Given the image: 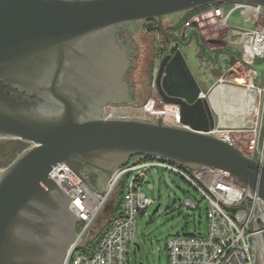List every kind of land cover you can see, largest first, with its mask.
<instances>
[{"label":"water","instance_id":"95a60500","mask_svg":"<svg viewBox=\"0 0 264 264\" xmlns=\"http://www.w3.org/2000/svg\"><path fill=\"white\" fill-rule=\"evenodd\" d=\"M230 2L264 8V0H0V140L31 144L0 177V264H64L80 219L48 175L58 163L89 185L86 166L111 173L138 156L209 166L264 198V165L208 134L218 124L212 101L201 96L181 42L172 41L163 21ZM133 21L171 46L156 88L166 104L179 106L180 125L103 116L106 103L133 100H118L123 50L114 38L118 25ZM114 203L104 210L109 215ZM140 249L137 242L134 252Z\"/></svg>","mask_w":264,"mask_h":264},{"label":"built area","instance_id":"2783aa9c","mask_svg":"<svg viewBox=\"0 0 264 264\" xmlns=\"http://www.w3.org/2000/svg\"><path fill=\"white\" fill-rule=\"evenodd\" d=\"M239 8L244 9L245 21L253 25L252 28L226 24L227 13ZM208 19L231 27L228 42L237 49L234 51L242 61L250 65L246 68V75L241 76L244 92L250 93H243L241 105L242 109L250 105L245 116H254L253 120L244 118L241 124L236 125L228 126L220 122L208 134L233 144L247 157L264 165V77L262 81H257L259 72L251 66L255 62L264 63V8L249 2L217 4L192 16L185 23V28L188 29L192 22L201 23ZM182 33L175 30L173 37L179 39ZM242 83L235 80L232 87ZM155 92L157 94L158 90L155 89ZM201 96H206L204 91ZM156 100L160 106H156ZM156 100H150L136 116L149 120L162 118L168 124L180 125L179 106L166 104L158 94ZM103 116L133 117L118 111L117 105L107 106ZM154 169L180 175L198 191L207 205V229L204 234L177 233L167 238L168 264H264V198L243 188L228 171L209 166L190 169L167 159L139 156L114 169L102 190L85 183L66 163L52 167L48 175L72 198L69 209L80 219L78 224L81 227L68 249L64 264H130V246L135 248L138 242L136 233L141 217L154 203V183L150 179ZM124 178L126 183L122 190L120 214L102 233L91 255L87 251L78 252L87 233L91 236L99 215L111 200H116ZM200 204L187 198L182 205L195 210L201 208Z\"/></svg>","mask_w":264,"mask_h":264},{"label":"rangeland","instance_id":"374dc122","mask_svg":"<svg viewBox=\"0 0 264 264\" xmlns=\"http://www.w3.org/2000/svg\"><path fill=\"white\" fill-rule=\"evenodd\" d=\"M183 14L177 13L165 16L163 21L166 28L173 30V28L178 26L180 28L175 30L181 31V28L185 27L182 21ZM226 24L242 28L253 27V25L245 21L243 8L232 9L229 12ZM130 25L132 40L136 46L134 67L131 73L135 97L130 102L114 105H117L118 111H124L129 115L137 117L136 115L141 114L143 106L152 99L156 100V95H159L158 92L157 94L155 92V89H157L156 77L159 64L162 58L169 53L171 46L164 42L163 36L158 31H148L144 26V21H133L130 22ZM229 28L231 27L223 26L211 19L201 23L192 22L188 28L190 30L187 29V34L189 35L191 34L189 31L194 32L192 39H185L181 43V50L206 97H209L211 100L214 94L217 96L218 100L215 102L218 106L214 103L215 111L219 115L217 119L228 126L241 124L244 118L247 120L254 119L253 115H241L240 111H238L240 108L242 109L241 99H243L245 91L241 76L246 75V68L250 65L248 66V64L242 61L240 55L239 60L230 65L229 56L231 52L237 49L233 48L228 42ZM172 41L176 40L173 39ZM251 66L258 70V79L262 81L264 77V63L255 62ZM221 79L223 80L222 83L220 82ZM235 80L242 84L232 87ZM221 86H225L228 90H221ZM219 95L221 96L219 97ZM156 104V106H160L158 100H156ZM229 106L237 112L227 110ZM5 140H0V144ZM30 147L31 144L29 145ZM23 153L22 151L13 154L10 159L0 157V177ZM85 173L90 184L98 190L105 188L111 174L93 166H86ZM150 177L151 181L155 184L152 191L154 203L141 217L136 233L141 249L134 252V247L130 246V264H168L165 243L170 235L177 233L204 234L207 229L206 201L201 200L200 194L191 184L181 178L180 175L165 170L160 171V176L155 171H151ZM125 183L126 178L122 179L120 185L122 190L125 187ZM187 198L201 202V208L192 210L183 206L182 204ZM108 218L109 214L107 211L99 215L91 230V236L90 233H87L81 242L82 248L78 252L87 251V254L91 255L102 237V233H105L109 227H105ZM80 234L81 232L78 233V235Z\"/></svg>","mask_w":264,"mask_h":264},{"label":"flooded vegetation","instance_id":"af4514ba","mask_svg":"<svg viewBox=\"0 0 264 264\" xmlns=\"http://www.w3.org/2000/svg\"><path fill=\"white\" fill-rule=\"evenodd\" d=\"M146 28V23H145ZM131 25L130 23H125L118 25L114 30V38L120 44L122 48V54L118 52V60H119V71L122 73L121 85L119 86L122 95L118 100H126V98L134 99V85L131 80V73L134 67V61L136 56V46L131 36ZM126 55V57H125ZM112 105V103L105 104L103 106V112L107 108V106ZM78 224L74 222L73 229L77 233Z\"/></svg>","mask_w":264,"mask_h":264},{"label":"trees","instance_id":"16d2710c","mask_svg":"<svg viewBox=\"0 0 264 264\" xmlns=\"http://www.w3.org/2000/svg\"><path fill=\"white\" fill-rule=\"evenodd\" d=\"M215 5H217V4H215ZM212 6H214V5L202 6V7H199V8L185 12L183 19H182L183 25L185 26V23L188 22L189 19L192 16H194L195 14H197V13H199L205 9H208ZM178 28H180V27H178ZM193 33H191L190 35L186 33L185 39L186 40L192 39ZM173 39L176 41H180L181 43L184 42V40L182 39V36L179 39H176L174 37H173ZM231 58H234L236 61H238L239 60V54H237L235 51H233V52H231V54L229 56L230 60H231ZM29 145H30L29 143L23 142L21 140H5L4 142H2L0 144V157H7V159H10L13 154H16V153L22 152V151L23 152L26 151L29 148ZM0 165H1V162H0ZM122 193H123V191H122V188L120 187L119 191L117 192V195H116V202H115L114 210H113L112 214L109 216V218L107 219L108 221H107V224L105 227L110 226L114 217H116L120 214L121 204H122ZM80 228L81 227L78 224L77 232L80 230ZM187 235H192V234H187Z\"/></svg>","mask_w":264,"mask_h":264},{"label":"crops","instance_id":"0c3cea01","mask_svg":"<svg viewBox=\"0 0 264 264\" xmlns=\"http://www.w3.org/2000/svg\"><path fill=\"white\" fill-rule=\"evenodd\" d=\"M230 3H233V2H230ZM184 14H185V12H183ZM184 14H183V16H184ZM228 15H229V13H227V18H228ZM183 16H182V18H183ZM175 29H178V26L177 27H175V28H173V30H171L172 32L175 30ZM185 29V27H182L181 28V31L183 32V30ZM188 30H190V29H188ZM189 33H193V32H190L189 31ZM257 81H260L259 79L257 80ZM215 99H217V96H216V94H214V96L211 98V101H212V106H213V108H214V111H215V106H214V103H215ZM218 100V99H217ZM216 104V103H215ZM230 107V106H229ZM232 108V107H231ZM231 110V109H230ZM231 112H235V111H231ZM215 113H216V117H218L219 115H218V113L215 111ZM220 113H221V111H220ZM219 118V117H218ZM218 120V119H217ZM218 122V124L220 123L219 122V120L217 121ZM152 171H155V173H157L158 174V176H160V169H154V170H152ZM154 187H155V184H154Z\"/></svg>","mask_w":264,"mask_h":264},{"label":"bare ground","instance_id":"6f19581e","mask_svg":"<svg viewBox=\"0 0 264 264\" xmlns=\"http://www.w3.org/2000/svg\"><path fill=\"white\" fill-rule=\"evenodd\" d=\"M231 88V87H230ZM220 89L221 90H226L227 88L225 87V86H221L220 87ZM228 90V89H227ZM223 93V92H222ZM245 94H250L249 92H244ZM221 95H223V94H221ZM221 95H219V97L221 96ZM216 101H217V99H215ZM216 103V102H215ZM215 105H217V104H215ZM218 106V105H217ZM250 108V105H248V108L246 107V108H244V109H239L238 111H240V114L241 115H245L246 113H248V109ZM222 109V108H221ZM231 109V110H230ZM227 110H229V111H236L234 108H231V106L229 107V109H227ZM237 112V111H236Z\"/></svg>","mask_w":264,"mask_h":264}]
</instances>
